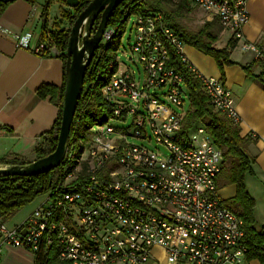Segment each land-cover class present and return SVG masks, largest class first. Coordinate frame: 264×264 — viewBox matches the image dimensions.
Segmentation results:
<instances>
[{"label":"built area","instance_id":"built-area-1","mask_svg":"<svg viewBox=\"0 0 264 264\" xmlns=\"http://www.w3.org/2000/svg\"><path fill=\"white\" fill-rule=\"evenodd\" d=\"M185 1L244 41L248 0ZM134 16L129 61L142 70L120 71L119 48L109 68L115 72L101 90L108 119L92 127L80 157L68 150L64 161L74 170L46 194L25 233L0 225V255L3 246H12L53 252L69 264H249L244 222L218 196L223 151L205 127L184 129L189 95L183 74L171 65L172 52L201 82L215 111L238 125L233 94L222 79L188 62L184 40L163 13ZM116 33L107 28L101 44ZM14 39L18 48L46 57V45H32L31 35ZM242 50L264 60L255 43L243 42ZM52 55H59L56 47Z\"/></svg>","mask_w":264,"mask_h":264},{"label":"crops","instance_id":"crops-1","mask_svg":"<svg viewBox=\"0 0 264 264\" xmlns=\"http://www.w3.org/2000/svg\"><path fill=\"white\" fill-rule=\"evenodd\" d=\"M11 1L0 17V166L28 165L38 160L39 149L48 148L50 132L55 131L59 117V99L50 94L43 98L38 92L45 86L60 90L66 80L65 62L59 56L37 57L18 48L14 39L16 35L29 34L32 45L43 43V12L47 0ZM187 4L189 10L202 15L204 24L214 23L207 21L202 9ZM247 7L249 21L243 29L244 41L237 42L231 51L233 65L220 67L213 57L186 43L184 55L203 75L222 79L233 94L240 119V136L246 139V152L254 160L253 173L246 176V186L255 202V228L264 232V60H258L253 52L242 50L243 42L255 43L264 49V0H248ZM73 12L66 0L65 3H53L49 11V29L54 30L60 23L62 30H68L70 23L63 19V14ZM215 23L222 26L217 21ZM231 40L223 27L216 46L225 48ZM216 184L219 199L226 206L237 195V186L227 182L224 164ZM47 200V195L38 197L4 224L25 233L33 211ZM233 209L240 211L238 207ZM234 210L231 211L235 213ZM36 255L25 248L3 246L0 264H37ZM249 264L261 263L249 259Z\"/></svg>","mask_w":264,"mask_h":264},{"label":"trees","instance_id":"trees-1","mask_svg":"<svg viewBox=\"0 0 264 264\" xmlns=\"http://www.w3.org/2000/svg\"><path fill=\"white\" fill-rule=\"evenodd\" d=\"M77 9L73 14L64 13L63 19L68 20L70 28L62 30L58 23L54 30L49 29V11L55 2L65 3V0H47L43 18L42 40L46 45L45 56H50L52 48L59 50V56L67 63V49L71 29L79 15L90 5L93 0H79ZM173 0H125L114 11L108 25V29H116L115 37L106 44H101L93 60L87 69L84 86L79 98L75 118L72 124L69 149H73L80 157L85 145L90 141L91 129L95 124H103L110 115V106L102 97L101 90L109 82L115 71H110V65L115 60V53L120 48V39L126 28L128 19L137 13L161 12L172 25L173 29L185 41L186 44L196 48L201 53L213 57L220 67L231 66V51L237 41L231 40L227 47L217 48L220 40L222 26L217 23H206L199 31H190L184 27L164 5ZM178 9L189 11L186 1L179 0ZM12 3L11 0H0V17ZM101 15L97 18L92 34H95L100 22ZM171 65L179 70L185 79L191 101V111L184 122V129L191 130L197 124L205 126L215 144L223 151L224 169L226 170L227 182L237 186V195L228 201L226 207L240 211L235 213L244 222V244L249 248V259H257L264 264V232L257 231L254 221L255 202L248 193L246 176L253 173L254 160L246 152L247 141L240 136L239 125L231 121L227 116L215 112L209 98L205 95L201 82L183 64L180 57L172 52ZM39 95L45 98L52 95L58 96L60 112L55 125V131L50 132V141L47 149H39L38 159L53 153L57 147L58 134L62 120V109L65 95V84L62 89L45 86L39 90ZM1 164V163H0ZM73 166L67 162L51 172L33 177L0 178V225L9 221L16 213L33 203L38 197L55 192L57 187L73 171ZM37 264H69L58 260L57 255L51 252L49 255L41 252L36 255Z\"/></svg>","mask_w":264,"mask_h":264},{"label":"water","instance_id":"water-1","mask_svg":"<svg viewBox=\"0 0 264 264\" xmlns=\"http://www.w3.org/2000/svg\"><path fill=\"white\" fill-rule=\"evenodd\" d=\"M62 1V0H60ZM125 0H93L75 21L68 42L65 95L62 120L55 151L28 165L0 166V178L33 177L61 167L69 150L72 124L84 86L87 69L102 43L114 11ZM79 0H66L71 9H77ZM101 22L95 34L92 30L97 18Z\"/></svg>","mask_w":264,"mask_h":264},{"label":"rangeland","instance_id":"rangeland-1","mask_svg":"<svg viewBox=\"0 0 264 264\" xmlns=\"http://www.w3.org/2000/svg\"><path fill=\"white\" fill-rule=\"evenodd\" d=\"M179 0H173L170 2H167L164 7L172 12V14L175 16L176 19L180 21V23L189 29L190 31L197 32L199 31L205 24H204V18L202 15H200L197 11H186V10H179ZM56 11V10H55ZM135 22V16L133 15L129 21V24L127 26L126 32L124 33L122 39L120 40V52H119V62L121 63V69L120 71L124 72H136L137 75L138 70H142V65L136 63V61H129L130 56V51H129V45L131 42L134 41L135 38V31L133 30V23ZM185 107H184V112L185 114H189L190 109H191V101L189 96L186 97L185 99ZM183 111L181 110L180 113ZM113 125L115 123H112ZM95 128L94 130H96ZM134 144H140V141H132ZM87 156V151L84 153V157Z\"/></svg>","mask_w":264,"mask_h":264}]
</instances>
